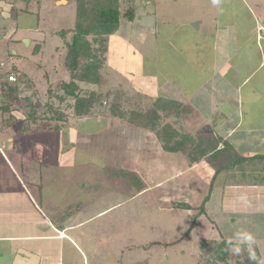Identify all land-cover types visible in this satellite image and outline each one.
Returning a JSON list of instances; mask_svg holds the SVG:
<instances>
[{"label":"crops","instance_id":"crops-1","mask_svg":"<svg viewBox=\"0 0 264 264\" xmlns=\"http://www.w3.org/2000/svg\"><path fill=\"white\" fill-rule=\"evenodd\" d=\"M138 4L149 8L136 9L134 19L127 22L128 26L137 24L135 41L127 30L118 28L113 35L118 36L116 41L108 43L105 66L113 78L135 73L131 89L125 91V83H117L125 92L118 90L137 100L135 112L144 106L155 120L139 128L119 121L115 132L107 131L108 124L100 122H94L98 130L94 131V126L85 130L83 118L75 123L78 130L69 123L66 129H72L78 140L87 144H76L73 139L62 144L64 130L55 131L54 125L44 122L41 129L23 135L21 123L2 128L0 264H107L108 254L119 263L124 245L129 241L130 247L141 245L134 241L138 233L132 229L142 228L146 218L141 226L136 225L137 211H125L124 206L144 193H151L152 201L164 207L161 210L169 214L174 229L178 228L175 212L183 216L185 224L194 215L177 205L201 206L209 196L204 214L180 240L185 245L191 240H211L199 238L202 232L221 234L210 213L217 219L230 214L226 224L233 230L239 224L236 216L240 211L235 209L241 194L246 199L252 196L242 214L253 208L254 214L264 215L263 184L250 177L246 181L238 178L239 166L216 172L231 152L211 158V151L199 157L203 142H214L219 136L239 157L254 156L242 165L248 176L251 171L264 174V0H219L218 4L213 0H141ZM129 131L132 139L122 148L129 151L113 160L114 169L108 168L106 159L87 161L80 154L82 158L77 160V145L86 151L84 146L114 133L122 143L123 137L131 138L126 136ZM141 135L144 142L137 139ZM33 136H41V140ZM165 144L176 150L167 151ZM222 147L218 144L217 150ZM185 148L194 152L186 156ZM65 153L72 162L61 160ZM91 163H97L98 169H92ZM77 164L80 172L74 173ZM124 172L131 174L133 183L124 182ZM205 182L210 183L208 191L203 188ZM122 183L131 189L125 197ZM165 185L164 194L155 192ZM180 192H185V198H176ZM219 194L220 201L216 199ZM257 197L262 198L261 204ZM172 203L176 208H171ZM125 214H132L133 219L125 220ZM241 224L249 227L248 233L264 239L262 221ZM166 239L163 244H172ZM252 245L264 264V242Z\"/></svg>","mask_w":264,"mask_h":264},{"label":"rangeland","instance_id":"rangeland-1","mask_svg":"<svg viewBox=\"0 0 264 264\" xmlns=\"http://www.w3.org/2000/svg\"><path fill=\"white\" fill-rule=\"evenodd\" d=\"M118 1L121 22L119 28H121L120 30L122 31L127 30L125 33L131 36V41L134 42L137 37L134 33V31L136 30L135 26L137 27V24L132 23L135 26H128V20L123 17V14L130 7L134 8V10L142 8L145 9V11H148L149 7H147V5L140 6L138 2L141 0ZM75 3V0H0V82L7 81L9 84H12V86H16V84H14L15 81H9L8 78H6V72L11 69L12 64H17V70H19V73L25 76V78L23 79V83L20 85L18 84V86L16 87L17 91L15 93V96L18 97V100L10 101L11 110L14 111L13 114H16L15 110H18L20 111V113L24 114L29 113L30 110L28 104H33V107L35 106V108H37L38 106V113H40L41 115L45 110V103H50L51 100H53L56 106L54 107L58 109V111H60L58 113H62L61 122L57 124L60 125L62 130H64L61 132L62 144H64V142H68L69 139H73L76 144L82 142L86 143L85 141L78 140L72 129H66L69 123L73 128L77 130L79 129L75 126V123H79V117L72 116V111L67 107V105L71 104L72 101L67 99L65 103H58V101L54 100V98L50 99L49 95L47 94L48 90H52L53 92L57 91L56 85L58 83L60 84L63 81H69V73L66 71V68L64 66L67 49L64 45L63 36L60 35L59 31H68L73 27L75 21ZM262 9L264 11L263 7ZM184 11L185 8H182L181 13L183 14ZM160 14L161 13H159V16ZM262 17L264 18V15H262ZM128 28H131L132 30ZM139 31L137 32V34H139ZM126 34L121 35L124 38H127ZM72 35V32L68 33L64 38L67 41H71ZM133 35L135 37H133ZM116 37L118 36H111L110 38H108L106 42V49L100 56L103 62L101 68L99 69V75L103 82L97 85H85L82 83L78 84L81 91L88 94L93 92L96 96L94 105L91 108L90 113L82 117L85 121L84 123H86L85 125H83L84 127H82L85 130L89 129L92 126H94V131L98 130L99 128L96 124L100 122V125L102 124V126H106V124H108L106 128L107 131H116V128L114 127L116 123L119 122V120L113 118L109 112L110 104L113 101L120 102L122 110H137V100H135V98L130 94H128L127 96V94H123L122 92H120L118 89L121 88V90H123L122 86L116 85L117 83H125V91H129L131 89L130 87H132V83H134L130 82L135 80V73L133 74L134 76L127 75L124 79L117 77L113 78L108 73L109 70H107L108 68H106L105 66V55L108 43L113 44L116 41ZM24 40H28V43L25 44ZM37 44L41 45V50L37 55H35V53H33V47ZM97 46L98 44H93L94 49H97ZM57 93L58 95H63L61 91ZM144 109L146 108L143 106L142 108H138V111L144 112ZM111 118H113L114 120L112 121ZM41 123H37V129H41ZM111 123L113 125V128L110 127ZM53 125L54 124H50L48 126ZM0 127V129L5 128V123H2L0 121ZM106 129L104 128L102 130L104 131ZM131 135L132 133L130 131L126 134V136L129 137H131ZM102 136L104 138H101L99 141L104 142L106 138L108 140L106 144L102 146V148H100L101 146L99 145L98 141H93L91 145L84 146L86 151L88 150V153L83 150L80 151L81 149H79L80 147L78 148L77 145L75 148L76 157L78 160L82 158L80 154H83L87 161L106 159L107 163L109 164L108 168L112 170L114 169V167L111 165V163H113V160H115L116 157H123V154L126 155V153H128V149H124L125 151H123L122 148L127 140H131L132 137H123L121 140L122 143H120V135H117L116 133ZM33 138L41 140V136H33ZM137 139L143 141L145 139V136L143 138V135H141V137H137ZM65 145H67V143ZM90 147H92L91 150L89 149ZM193 152L194 150L191 148L184 149V153L186 154V156H189V154ZM70 157V155L65 153V155L61 157V160L65 163L72 162L73 159ZM89 165L92 169H98L99 166L97 163H91ZM206 166L207 165H205L203 168H205ZM78 167L79 166L77 164V167L73 170L74 173L80 172V169ZM203 168H201V170H204ZM241 177L242 176L239 174L238 178ZM235 178L237 177L235 176L234 179ZM209 182L211 181L209 180ZM122 184L124 186L125 197V194L131 189L128 186L126 187V183ZM141 187H143V183H141ZM167 187V185L162 186L160 189H156L155 192L160 191L164 194ZM209 187L210 183L205 182V186H203V188L208 191ZM109 193H112V191H109ZM185 196V192H180L178 194V197H174H180L183 199L185 198ZM153 198L154 197L151 193H144L135 200H130L129 202L125 203V211L127 209H134V212L137 211L138 222L136 223V225L139 224L141 226V221L144 217L146 218L145 225H143L142 228L137 227L135 229H132L134 233H138L137 237L133 235L134 239H137L134 241L137 243L139 242L138 244L141 245L138 246L133 244L135 246L133 248L130 247L131 244H129L131 243V241L127 243L126 240H124V242L128 245H124L123 247L124 256H122V261L116 263L114 256L108 254L109 257L107 259V264H217V262H214L213 260H205L207 258V255H205L204 253L205 249L202 251V249L200 248L201 241L191 240L187 245H185L186 243H184V241V244L180 242L181 238L183 237L184 233L187 231L191 223V219H189V221H186L185 224V219H183V216L175 212V214H177L175 215V220L178 228L174 229L173 223L169 222V219H167L169 214L161 210V208L164 207L158 205L157 202L152 201ZM216 199H218V201L221 200L220 194L217 195ZM70 200H72V196H70ZM155 200L157 201L158 199L155 198ZM251 200L252 196H248L247 199H240L236 204L235 210H237V212L240 211V215L238 216L237 214L236 216L239 224H237V226L234 227L233 230L230 231V227L227 228L228 223L226 224V222H228V218L231 216L230 214L224 215L226 216L225 219H217L214 218L210 213V219L217 220L216 222H213V224H215L214 226H216V228H220L219 233L221 232V234L219 236H216V232L212 233L211 231H209L208 233L206 231L202 232L201 236H199V238L214 239V241L217 242H220L222 240L227 241V239H229L230 241H228V243L232 245L231 249L229 250L232 253H229L230 258H228V260L226 261L227 264H245L243 262V258L241 256L237 257L234 253L233 249L236 246H239L242 251L250 256L247 242L243 241L240 237L235 235L237 232L241 231L249 232V227L246 228V225L241 223L245 221L249 224L250 222L253 223L254 220H259V222L262 221V224H264V215L254 214L255 212L253 208H248L247 212H245L249 214H242L244 211H246V203H250ZM256 201L261 204L262 198L257 197ZM112 203H115L114 197L112 199ZM170 205L171 208H176L175 203H172ZM191 207H193V209H195L196 211L197 208H199V206H195V204L192 203ZM195 210H191L190 215L193 214ZM113 213L116 214V211H114ZM215 215H217V213H215ZM132 216V214H125L124 218L125 220H132ZM149 221H151L150 224ZM125 223L128 222L126 221ZM158 224L161 225L160 227L162 228V230L159 229ZM201 226L202 225H200V227ZM109 232H111V230ZM164 236L167 238L166 242L169 243V241L171 240L172 244H163L162 239L165 238ZM261 236H253L256 244L264 242L263 238L258 239ZM149 240L152 241V245H150ZM251 249L256 256L258 253L255 249V246L251 245ZM219 264L222 263L219 262ZM258 264H262L261 258L260 263Z\"/></svg>","mask_w":264,"mask_h":264},{"label":"trees","instance_id":"trees-1","mask_svg":"<svg viewBox=\"0 0 264 264\" xmlns=\"http://www.w3.org/2000/svg\"><path fill=\"white\" fill-rule=\"evenodd\" d=\"M75 2L76 9L73 27L68 31H59L60 35L63 36L64 45L67 49L64 66L66 71L69 73V81H63L60 84L58 83L56 85L57 91L53 92L52 90H48L47 94L50 99L54 98V100L58 101V103H65L67 99L72 101L71 104L67 105L68 109L72 111V116L82 118L90 113L96 96L93 92L88 94L81 91L78 84L97 85L103 82L99 75V69L101 68L103 62L100 56L106 49V42L108 38L113 36L119 28L120 10L118 0H75ZM123 17H125L128 21H132L135 17L134 8H128L124 12ZM71 32L73 34L71 41H67L64 37L66 34ZM93 44H98L97 49L93 48ZM40 50V44L33 47V53H35V55H37ZM11 66V69L6 72V78L13 76L15 78L14 84H16V86H12V84H9L7 81L0 82V121L5 123V127L21 123L20 134L22 135L27 134L30 131L37 130V123L41 122L48 125L53 123L55 131L61 130L60 125L57 124L61 122L62 113H58L60 111L55 108L56 106L53 100H51L50 103H45V110L41 115L38 113V106L35 108V106L33 107V104H28L30 110L29 113L24 114L15 110L16 114H13L14 111L11 110L10 101L18 100V97L15 96L17 91L16 87L18 84L20 85L23 83L25 76L19 73V70H17V64H12ZM59 91H61L63 95H58L57 92ZM109 112L113 118H116L129 126H132L131 124L133 123L136 128H139V126L147 127L153 118V112L149 108L144 112H135L134 110L127 111L126 109L122 110L121 103L116 101H113L110 104ZM154 120L155 119H152V121ZM2 131L3 129H0V132ZM163 132L165 133V131ZM215 138L214 142H203V148H200L199 157L205 156L206 154H209L208 152L212 151V154L209 157L216 158L220 153L222 154L229 151L232 155L226 159L225 164H222L219 168L217 167V173L220 170L228 171L236 166H239L241 168L240 173L243 177V181H246L250 177L264 185V174L258 176L255 172L251 171V175L248 176L244 168H242L243 163L253 160L254 156L250 158H241L235 154L234 150L223 138L219 136H215ZM183 141L186 142L184 139ZM183 141L181 143H183ZM99 143L102 145L106 144L105 141ZM218 144L223 145L221 150H217ZM163 148L167 151L176 150L175 147L173 149L166 144L163 145ZM123 178L125 182H134L131 174L126 172H124ZM136 180L139 184L141 183L139 179ZM208 199L209 196H206L204 202ZM204 202L201 206H199V208H197L196 212L194 211L191 223L181 240L186 238L195 227V221L198 216L202 213L204 214ZM177 206L188 210H195L187 205ZM231 247L232 245H230V243L226 240L217 242L211 239L202 240L200 242V248L202 251L205 249L204 253L207 255L205 260H213L214 262H217V264H219V262L227 264L226 261L230 258L229 253L231 251L229 249H231ZM236 256H241L245 264L260 263V257L258 254L256 255V260H251L250 256L244 251L240 252L239 255L236 254Z\"/></svg>","mask_w":264,"mask_h":264},{"label":"clouds","instance_id":"clouds-1","mask_svg":"<svg viewBox=\"0 0 264 264\" xmlns=\"http://www.w3.org/2000/svg\"><path fill=\"white\" fill-rule=\"evenodd\" d=\"M218 2H219V0H213V3L214 4H218ZM239 198L241 200H245L246 199V195L241 194V196ZM235 235L238 236V237H240L243 241H246L247 242L248 248H249V252H250V259L256 260L255 253L252 252V249H251V245L255 243V239L252 236V234H250L248 232L241 231V232H237ZM233 251H234L235 254L239 255L240 252H241V248L239 246H236L233 249Z\"/></svg>","mask_w":264,"mask_h":264},{"label":"built area","instance_id":"built-area-1","mask_svg":"<svg viewBox=\"0 0 264 264\" xmlns=\"http://www.w3.org/2000/svg\"><path fill=\"white\" fill-rule=\"evenodd\" d=\"M8 80H9V81H15V79H14L13 76H9V77H8Z\"/></svg>","mask_w":264,"mask_h":264},{"label":"water","instance_id":"water-1","mask_svg":"<svg viewBox=\"0 0 264 264\" xmlns=\"http://www.w3.org/2000/svg\"><path fill=\"white\" fill-rule=\"evenodd\" d=\"M72 38V37H71ZM24 43L27 44L28 43V40H24Z\"/></svg>","mask_w":264,"mask_h":264}]
</instances>
